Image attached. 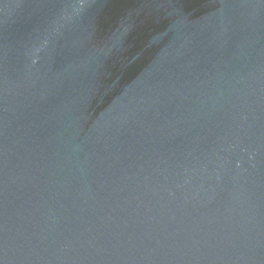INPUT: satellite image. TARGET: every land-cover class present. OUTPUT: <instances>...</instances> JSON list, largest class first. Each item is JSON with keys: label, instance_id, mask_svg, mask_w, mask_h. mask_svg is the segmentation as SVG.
Returning <instances> with one entry per match:
<instances>
[{"label": "water", "instance_id": "95a60500", "mask_svg": "<svg viewBox=\"0 0 264 264\" xmlns=\"http://www.w3.org/2000/svg\"><path fill=\"white\" fill-rule=\"evenodd\" d=\"M0 264H264V0H0Z\"/></svg>", "mask_w": 264, "mask_h": 264}]
</instances>
